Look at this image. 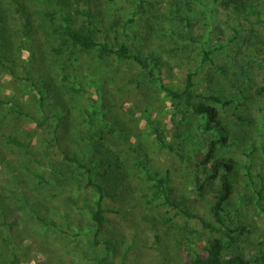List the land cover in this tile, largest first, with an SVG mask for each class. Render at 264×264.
Masks as SVG:
<instances>
[{
    "label": "rangeland",
    "instance_id": "1",
    "mask_svg": "<svg viewBox=\"0 0 264 264\" xmlns=\"http://www.w3.org/2000/svg\"><path fill=\"white\" fill-rule=\"evenodd\" d=\"M167 1L145 0L147 7L154 4L153 15L163 13ZM36 5L55 12L52 26L41 28L42 17L40 20L34 15L35 32L27 39L21 36L18 13L12 11L6 24L11 44L4 47L0 43L5 65L0 71V140L6 133L20 132L24 145L6 149L5 156L44 174L48 182L29 179L19 189L15 187L18 197L9 205L15 211L9 215L13 226L6 228L10 242L2 240L0 231V260L10 264L15 251L14 264H97L98 259L99 264H105L104 258L109 264H189L201 252L200 243L218 237L228 245L227 254H238L251 264H261L264 0H194L189 35L177 44L166 35L168 31L163 36L155 33L160 23L146 13H137L136 0H101L95 7L92 5L96 39L110 47L126 43L142 57L151 54V65L146 68L113 55L101 57L96 50L81 52L72 66L63 60L54 63L46 48L57 42L56 31L64 29L68 22L56 13L58 8L51 1ZM86 8L85 2L80 3L81 10ZM114 18H134L135 22L128 23L131 29L127 35L118 26L110 28ZM83 19L82 15L69 16V23L78 28ZM177 32L184 34L185 30L180 27ZM209 49H215L211 60L202 63L203 50ZM62 64L64 68L60 67ZM159 67L164 68L162 73ZM188 72L193 73L195 101L213 104L225 128V144L218 151L231 160L233 171L231 193L224 205V227L218 226L222 231L227 227V234L204 229L195 219L186 218L166 204L163 197L156 198L154 181L148 178L159 174L173 200L212 220L209 208L215 190L206 188L203 192L195 185L194 150H203L202 143L210 135L202 127L205 119L189 111L173 124L171 102L153 81L160 74L167 85L182 88ZM208 97H218L222 102L216 104ZM80 108L98 110L93 123L86 113L80 114ZM59 115L65 125L77 124L83 135L90 126L99 129L100 137L121 164L124 194L115 201L105 199V208L113 212L105 213L99 245L92 243L91 235L94 192L84 187L83 171L63 159L53 143L52 131ZM43 116L46 117L42 122ZM154 130L170 148L160 144ZM73 131H77L76 127ZM78 151L76 148L73 152ZM42 160L52 161L61 175H56L50 166H42ZM21 192H26L30 205L36 200L41 202L40 206L35 204L40 217L29 209L27 216H21L22 211L17 208ZM237 228L241 230L239 235L234 232ZM231 237L236 238L230 240ZM106 242L112 246L110 253Z\"/></svg>",
    "mask_w": 264,
    "mask_h": 264
},
{
    "label": "trees",
    "instance_id": "2",
    "mask_svg": "<svg viewBox=\"0 0 264 264\" xmlns=\"http://www.w3.org/2000/svg\"><path fill=\"white\" fill-rule=\"evenodd\" d=\"M51 1V4L58 8L56 10L57 14H61L65 21L68 22L64 29L58 30L57 42L49 44L46 48L47 53L54 57V63L63 60L69 63L70 66L77 62L79 54L81 52H88L96 50L101 57L113 55L119 60H132L137 62L142 68L149 67L151 64L148 60H151L152 55L146 54L144 57L132 52L126 43H121L116 47H110L104 41H98L96 39V27L93 26L94 15L90 13L91 6L95 7L97 2L101 0H0V43H4V47L11 44V38L9 30L6 24L9 19V12L15 11L19 15L18 23L21 24V36L27 39H31L35 32V21L34 15L39 19L42 17L43 24L39 26L43 29L50 28L55 19V12H53L47 6H43L41 9L36 3L46 4ZM194 0H168L164 7V12L159 14L151 12L154 4L151 2L147 7L145 0H136V11L141 15L146 13V16L154 19L160 23L159 27H156L155 33L159 36H163L166 31L168 37L172 39V42L177 44L180 40L187 38L189 35V27L192 25L191 18V2ZM202 3V0H196ZM218 2L219 0H215ZM232 1V0H228ZM85 2L86 9H80V3ZM34 3V4H33ZM229 3V2H228ZM228 3H226L228 5ZM206 5V4H205ZM209 7L208 5H206ZM246 6H244L245 8ZM211 10V8H209ZM237 9L240 10L239 7ZM246 9V8H245ZM73 13V15L71 14ZM98 14H101L98 11ZM134 14V13H133ZM82 15L84 18L81 25L78 28H74L69 23V16ZM41 20V19H40ZM46 20V21H44ZM154 21V22H155ZM129 22H135L134 18L127 21L113 19L110 28L118 26L121 28L124 35H127V31L130 28ZM182 27L185 32L184 34L177 32L178 28ZM131 29V28H130ZM151 30L152 27H151ZM102 31V30H101ZM186 35V36H185ZM179 37V38H178ZM51 43V42H50ZM175 47V46H173ZM0 48V71L2 70L4 62V56L1 54ZM175 49H170L173 52ZM215 50V49H214ZM213 49L203 50L202 63L209 62L211 60V55L214 51ZM32 55H34L32 53ZM62 61V62H63ZM153 61H156L155 57ZM153 66H157L154 64ZM150 69H152V67ZM64 68L63 64L60 66ZM5 68V67H4ZM164 68L159 67V72L162 73ZM153 81L157 85L165 96L170 100L172 106L171 112V122L177 124L182 118L186 116L187 112H192L197 116L204 117L205 122L202 125L203 129L207 131L210 135L205 139L202 149L194 150V160H195V185L199 191H205L206 188H213L215 190L214 201L210 205L209 212L211 219L207 218L202 214H196L188 208L182 206L180 202L173 200L165 187V179L159 174L154 173L149 175L148 178L154 181L155 197L159 196L164 198L166 204L173 207L178 213L185 216L186 218H193L198 221L202 227L209 231L221 230L218 225H223L224 227V205L228 200L231 193V173L233 171V166L231 160L220 155L218 149L221 145L225 144L226 137L224 135L225 128L222 126L221 121H219L218 113L216 107L212 104H207L202 101H195L197 96L194 92V80L193 73L188 72L184 85L182 88H173L161 79V75L158 74L154 77ZM83 86L80 87L81 91H84ZM78 90V91H80ZM208 99L214 100L216 104L222 102L218 97H208ZM1 104V103H0ZM15 107L14 109H16ZM81 109V108H80ZM93 109H97L94 108ZM20 112V110H18ZM98 110L88 111L84 108L80 110V114H87L90 118L91 123L94 121V116ZM46 116H43V120ZM37 123H41L39 119L36 120ZM63 116H58L56 120V125L53 129L54 145L57 146L58 151L63 154V159H65L69 164L74 166V168L82 170V175L86 178L85 188H91L94 192L91 209H90V219L93 225L92 232V243L99 245L100 239L99 234L102 231L103 225L105 223V213L109 209L105 208V199L115 201L116 198L121 194L123 196L124 189L122 185V180L124 177L121 173V164L119 163L118 157L114 154L109 145L100 137L99 129H95V126H90L89 131L86 135L81 134V130L77 128V124L71 122V125L64 124ZM1 123V120H0ZM62 125V128H61ZM76 127L77 131H73ZM61 128V130H60ZM71 132H68V129ZM156 137L160 144L164 147L170 148L171 146L166 143L161 134L157 131ZM69 134V135H68ZM3 140H0V231L3 236L4 242H10V236L6 233V228L9 223V215L13 214L14 208L9 206L18 194L15 193V187L19 189L20 184L26 182L29 179L34 181L42 180L43 182H48L44 178V174L37 171H33L26 167L24 164H16L14 161L8 159L5 155V150L10 148H20L24 145L22 142V134L19 132L17 135L11 133H6L3 135ZM64 140V141H63ZM24 142L27 143L25 140ZM68 142V143H67ZM68 144V145H67ZM72 146L73 150L70 149ZM65 147V149H64ZM79 149V153H74V149ZM138 152V151H137ZM63 163V161H60ZM13 163L15 166H13ZM42 166L47 169L50 166L53 168L56 175H61L52 161L47 163L43 160L40 161ZM24 167V168H23ZM27 173L29 175H27ZM57 178V176L55 177ZM45 179V180H44ZM19 182L18 184H16ZM51 182V181H50ZM49 182V183H50ZM24 193H20L21 197L17 200V208L21 209L22 215L27 216V211L32 213L34 216L40 217L39 211H37L36 206H40L41 202L36 200L33 204H29L28 197ZM36 204V206H35ZM16 207V206H15ZM23 209V210H22ZM14 211V212H13ZM112 211L113 210H109ZM19 215V214H18ZM18 215L16 216L18 220ZM54 223V221H52ZM9 229V228H8ZM226 229V230H225ZM223 228L222 232L229 231L227 227ZM234 231L236 234H240V228ZM4 233V234H3ZM236 237H231L230 240H234ZM200 243V242H199ZM227 244H225L222 238H212L206 243L199 245L201 252H197L195 256L190 259L189 264H251L250 260L244 259L242 256L235 254L229 255L226 253ZM111 247L109 242H106L107 253H110ZM13 260L10 264L16 262V254L13 251ZM2 257V256H1ZM0 257V258H1ZM105 264L109 262L104 258ZM0 264H4L0 260ZM99 264V259L97 260ZM261 264H264V256L261 258Z\"/></svg>",
    "mask_w": 264,
    "mask_h": 264
}]
</instances>
